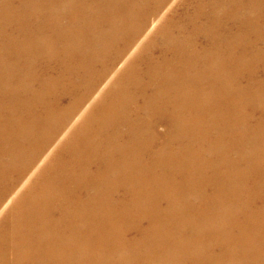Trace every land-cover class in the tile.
I'll return each instance as SVG.
<instances>
[{
    "label": "bare ground",
    "instance_id": "6f19581e",
    "mask_svg": "<svg viewBox=\"0 0 264 264\" xmlns=\"http://www.w3.org/2000/svg\"><path fill=\"white\" fill-rule=\"evenodd\" d=\"M0 264H264V0H0Z\"/></svg>",
    "mask_w": 264,
    "mask_h": 264
},
{
    "label": "rangeland",
    "instance_id": "374dc122",
    "mask_svg": "<svg viewBox=\"0 0 264 264\" xmlns=\"http://www.w3.org/2000/svg\"><path fill=\"white\" fill-rule=\"evenodd\" d=\"M7 209L9 208V206L6 207Z\"/></svg>",
    "mask_w": 264,
    "mask_h": 264
}]
</instances>
